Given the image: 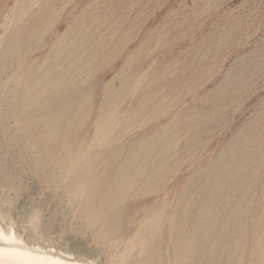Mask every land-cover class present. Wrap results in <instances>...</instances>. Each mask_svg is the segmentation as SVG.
Segmentation results:
<instances>
[{
    "label": "rangeland",
    "instance_id": "obj_1",
    "mask_svg": "<svg viewBox=\"0 0 264 264\" xmlns=\"http://www.w3.org/2000/svg\"><path fill=\"white\" fill-rule=\"evenodd\" d=\"M0 204L100 264H264V0H0Z\"/></svg>",
    "mask_w": 264,
    "mask_h": 264
},
{
    "label": "bare ground",
    "instance_id": "obj_2",
    "mask_svg": "<svg viewBox=\"0 0 264 264\" xmlns=\"http://www.w3.org/2000/svg\"><path fill=\"white\" fill-rule=\"evenodd\" d=\"M12 215L10 210L0 206V264H100L92 258L58 247L49 240L42 241L45 236L36 223L38 220L29 222V227H19ZM104 235L102 233L101 237Z\"/></svg>",
    "mask_w": 264,
    "mask_h": 264
}]
</instances>
